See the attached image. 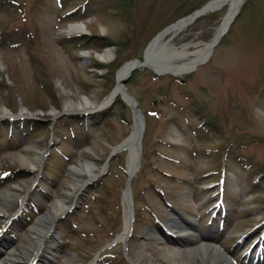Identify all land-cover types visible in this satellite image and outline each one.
<instances>
[{
	"label": "rangeland",
	"instance_id": "obj_1",
	"mask_svg": "<svg viewBox=\"0 0 264 264\" xmlns=\"http://www.w3.org/2000/svg\"><path fill=\"white\" fill-rule=\"evenodd\" d=\"M135 12L132 14V24L131 27L137 28L138 30L143 29V22L144 20L140 17L142 14L140 13V10L144 11L149 17V21L151 22V30L150 32H148L146 34L150 35L153 28L156 29L157 26H159V24L157 22H170L172 20V16L174 17L175 15L172 14V12H170V8L175 5L178 1L180 0H135ZM182 1V0H181ZM190 1V0H189ZM191 1H200V0H191ZM1 6H0V25L3 22H8V20L11 18V16H14V13H10L8 11V7L6 5V1L5 0H0ZM100 6H102V8H100L102 11V13H104L107 16H116V13L113 11H109L107 10L104 6H106L105 4H102L100 2H98ZM226 8V7H225ZM145 9L148 10L145 11ZM168 10V11H167ZM226 9H223L218 17L215 20H210L208 22V19L205 20V22H200V25L194 26L190 29L191 34H196L198 31H200V35L199 38H203L204 40L210 39L209 37L212 35L215 27L217 26V24L219 23L222 15L224 14ZM138 11V12H137ZM167 11V12H166ZM166 12V13H165ZM156 14H160L161 17H159V19H157V22L155 20V15ZM165 14V15H164ZM153 17V19H152ZM99 19V18H98ZM101 20V19H99ZM156 22V23H155ZM98 23V24H97ZM96 23V20H94V22L91 23V25H98L101 26L102 22L98 21ZM241 24H244L243 29L240 28ZM16 25H19L16 23ZM110 32L116 37V36H120V31L118 32V30L115 28V26H112V28H110ZM146 30H147V26H146ZM244 31V36L241 38L240 40V35L241 33ZM145 36V37H146ZM232 41H236L239 49L242 51V55L239 58L238 62L236 63V65L232 66L231 63L233 62V60L236 61V57H237V53H230V56H228L225 60V62L222 63V59L217 57L215 59H213V66L215 67L214 71H216L217 69H219V67H221L223 65V67H229L227 69L224 70H219L218 74L216 76V79L219 82V84H226V83H231L233 86L236 85V83L240 82V81H246L245 83V93L246 95L248 94V92L250 90L253 89L254 92L260 93L261 90L264 88V0H249L245 7L242 9L236 23L233 25L231 31L229 32V34L226 36L225 40L223 41V43L219 46V48L217 49L218 52H221L222 49H225L227 44L231 43ZM23 50V49H22ZM22 50H20L17 54L18 57H20L22 54ZM16 57V58H18ZM126 57V53H124L122 55L121 58H125ZM46 58V57H45ZM47 59V58H46ZM50 63L53 64V61H50L49 59H47ZM57 65L59 66L57 69L58 71L60 70V68L62 67L61 64H63L66 68V70H72L73 73H77L78 72V68L75 67L74 63L71 65L69 63L64 62L61 59V52L58 55V58L56 60ZM232 66V67H230ZM24 69V66H23ZM87 70L89 68H86ZM10 71H13V66H11L9 63H7V61L0 59V93L1 94H5L7 95L6 97H0V106H5L4 104H12V102L14 101V98L12 96H10V92H7V87L5 86V82L7 83V81L5 80V73H9ZM89 71V70H88ZM68 72V73H69ZM90 72V71H89ZM24 73L27 74L28 76V71L24 70ZM91 73V72H90ZM59 78L64 81V77L63 75H61V73L58 74ZM144 77V76H143ZM58 82V80H56ZM190 82L192 83V87H193V91H195L196 94H201L199 95V99L200 100H204L205 99H209L210 98V94L215 97V93L213 91V85L210 84L209 87L207 85V81H204L203 78L201 79H194L191 78ZM21 86H23V83H20ZM202 85H205L207 88H202ZM190 86V85H189ZM188 86V87H189ZM136 91L138 90L137 87H133ZM184 89H186V87H183ZM74 86H70L68 87V89H65V94H62V101H65L66 99H71L73 101H78L80 100V98L82 97V95H91L92 93H86L87 91H79L78 89H76ZM25 92H21V94L23 95V100L24 102L27 104L28 101L25 97V93L29 95L28 92H26V89H24ZM230 91V90H228ZM93 92V91H91ZM216 92H219L218 88H216ZM223 92H225L223 90ZM61 93V91H60ZM205 93H209L206 94ZM230 93H225L220 106L219 107H214L212 108V111H215L216 109L219 110L220 113V117H219V121H220V130L221 133L220 135L222 136L223 140L225 141H239V142H243L244 144L242 146H239L236 148L237 153L239 154H243L245 156H247L248 159H251V161L254 162V165L257 166V164H259V162L261 164H264V128L261 130H257L255 128L254 123H251V121L249 120L248 115L250 114L259 118L261 117V115L264 114V94H262L261 98H255L253 103H251L252 98H250L247 102V107H248V115H246L247 111L245 109V103L243 102L240 103L239 101H237L234 97H232L231 95H229ZM140 95V102L141 105L143 107V109L145 111H147L150 108V101L152 99V97L154 96L153 93L150 94H141V93H137V96ZM248 96V95H247ZM61 101V102H62ZM210 101V99H209ZM214 101V100H213ZM34 102L36 103H40L41 100H34ZM212 102V101H210ZM58 103V102H57ZM250 104V105H249ZM51 103H49V105L47 106L48 109L52 107ZM61 105L58 104V106ZM33 106V105H32ZM241 110L244 111V113L241 112ZM169 112L167 110L160 112L159 116L161 117V129H165L167 126V121H166V117L168 116ZM245 114V115H244ZM129 115V114H128ZM114 119V123L115 125L111 126L112 129V134H114L115 136L108 140L107 139V135L105 133H100L98 132L97 134L101 136L102 141L98 142V141H94L95 145V150L100 151L101 155L106 153V148L109 147L112 148L116 143L115 141L118 142L119 139H121L125 132L128 130V127H123L121 125V122L117 119V118H113ZM179 124V123H178ZM16 130V129H15ZM152 135L149 137L150 141H153V148H156V150L158 151H170L168 149H166L163 145H158V143L154 140L156 139L157 136L161 135V132L155 128L152 131ZM33 137L30 139L29 142H31V144L35 143V138L36 135H38L37 133H32ZM256 138V139H255ZM93 142V140H92ZM66 144V142H65ZM107 147H105V146ZM158 145V146H157ZM36 147H40V144L37 143L35 144ZM213 148V147H210ZM11 153H6V157H9L10 160H13V158L16 159L17 154L16 152H12ZM74 159L77 160V162L79 161V159L77 157L74 156ZM150 160L154 163H156L158 161V159H156V157L152 154L150 157ZM220 161V159H219ZM218 161V162H219ZM197 166H199V164L203 167V168H207V166H209V164L207 163V161L201 160L200 163L197 161ZM234 169H230L231 171H233L234 173H238L239 177L237 179V188L236 190L241 194V196L243 194H248L251 193V195H247V197L245 198V201H241L242 199L238 200L235 199L232 196H229V198L231 200H229L231 202V205H235L236 207H233L234 212L235 213H239L242 212L243 210H241V208H249L251 205H257L258 207H260L261 210H263L264 213V182L262 181L261 184L257 183L256 185L252 186L250 185V181L248 180L249 178L247 177L249 175V171H244V169H242L240 166H236L234 164H232ZM54 167V166H53ZM56 168V167H55ZM59 169V167L57 168ZM192 167L189 166L187 169L181 171L182 172V177H184L183 179L186 178H190L193 176V171L191 170ZM164 170H169V169H164ZM144 173L147 172V169H143ZM185 171V172H184ZM228 173V171H226ZM254 175V179L257 177V174L252 173ZM165 176V175H164ZM166 177V176H165ZM167 179H169V181H174L175 183L177 181H175V179H171L169 177H166ZM226 179H231L229 177H227ZM73 180H75V178L72 176V174L69 173V175L67 174V176L65 177V179L62 180L63 184L62 186L57 190V194L59 196H63V198L66 197L68 191H71V183L73 182ZM211 180H215L214 178ZM135 186L137 184L140 185V180L139 179H135L134 180ZM161 184V183H160ZM230 184V183H229ZM176 188H172L170 187L169 190L166 188V192L168 190V193L170 195H173L176 197L175 201L174 200H170L176 207H177V211L181 214V217L184 216L185 213V209L186 206L188 205L194 212V206H193V201L190 199V195L192 191L193 197L197 194L198 190H197V185L195 183H193L190 186H187L185 183L180 182L179 184H175ZM172 186V185H170ZM230 187V185H227V183H225V188L226 187ZM254 188H258L260 190V193L256 192ZM180 189H185L184 194L183 193H179ZM150 191V190H149ZM167 193V195H168ZM119 195L120 192L119 190H117V192L115 194H113V199H112V204L109 203V208H111L112 210H115L116 208V203L119 200ZM168 195V198H171L172 196ZM49 197V195H48ZM70 198V197H69ZM141 198L143 200H146L147 198L145 197L144 194L141 195ZM68 201L66 203L71 202V199H67ZM95 199H93L94 201ZM100 201H107V199L105 197H103V199H100ZM14 202V201H13ZM120 202H122V199L120 200ZM177 202H180V204H176ZM240 205L241 207H238L237 204ZM149 204L151 206H148L144 211L149 213L150 209L154 210V211H159L161 213H163L165 211V209L161 206V204L158 203V201L156 200H151L149 201ZM107 207V205H105V208ZM113 207V208H112ZM122 208V207H121ZM105 212V211H104ZM98 213V212H97ZM96 213V214H97ZM192 214V213H191ZM202 218H205V214H203ZM99 220H90V218L87 215H84L83 213L79 214L76 217V225L74 226V228L72 227L71 229H69L70 232H72V236H78L80 237L81 233L83 235V233H86V235L88 236H93L91 237H86L83 245H86L88 248V251L93 252L94 250H96L97 247H99L101 244H103L104 242H106L107 240V235H110L111 237H113L117 232L119 233L121 228H120V223L117 222V214L116 212H114L113 214L109 215L108 218H105L103 216H100L98 218ZM77 220H79V222H77ZM106 220L107 222L112 221V226L108 231H104V225L103 222ZM247 223H242L241 227L246 226ZM238 228V226H232L230 227V230L228 231L229 234L225 235V238L227 240H229L230 242H233V239L231 238V235H234L235 232H237L238 230L236 229ZM102 233L103 236L105 235V239L100 241L98 239H96V235L97 233ZM206 232L204 226H202L201 228V233ZM66 242H73V240L70 241V239L66 236ZM184 248L182 247L181 249H179L181 252H184ZM68 249H72V248H68ZM68 251V250H66ZM74 251V250H73ZM119 251H120V247H119ZM117 251L115 253H117L115 258H111L112 260H110V264H122L121 262L125 263V260H123L122 255L120 254V252ZM132 252L136 253L137 250L136 248L131 249ZM88 252V253H90ZM153 254V258L157 261V262H162L163 264H165V261L163 259H159V254L158 253H152ZM69 255H73L74 258V263L72 264H86V259H85V254L81 253L79 251V254L77 252H71L69 251ZM133 260L135 259V257H133ZM55 263L58 262V260L55 259L54 261ZM113 262V263H112ZM138 263V262H137ZM145 260L141 259L139 261L138 264H144Z\"/></svg>",
	"mask_w": 264,
	"mask_h": 264
},
{
	"label": "bare ground",
	"instance_id": "obj_2",
	"mask_svg": "<svg viewBox=\"0 0 264 264\" xmlns=\"http://www.w3.org/2000/svg\"><path fill=\"white\" fill-rule=\"evenodd\" d=\"M80 29H82V27L80 25H73V26H70V30L71 31H79ZM208 49V46L206 45L205 47H202L200 49H197L193 52H191V56L188 58V60L183 63L181 66L182 67H188L190 64H193L195 61H198L200 60V58L206 54V51ZM111 50L110 49H107L105 50L103 53H101L100 55H98L99 59L101 61H104V62H107L111 59ZM119 73H123V72H119ZM104 102L100 103V104H97V103H94L91 99H84L83 101L81 102H78L77 104H73L72 101H68V103L65 105L66 107V110H83V111H87V110H91V109H95V108H99ZM6 113V110L4 108H0V115H4ZM130 153H131V150H130ZM32 158V160L28 157V156H23V158H21V164L26 166V167H30L32 164H33V158L34 156H30ZM37 157H35L34 161L36 160ZM39 160H41V157L39 158ZM38 160V162L40 163V161ZM39 167L38 165H33V167ZM88 165L87 164H84L80 167H73L71 169V173L72 175H74V177H77L80 173H83L84 171L85 172H88ZM73 187H77L79 186V184H77L76 182L72 183L71 184ZM12 197H15L14 194L8 192V191H1L0 192V200L2 201V203L4 204V206L7 205L8 203V199L12 198ZM48 211L45 213V218L44 220H41V222L45 223L48 225V227H39V225H37L36 227L34 228H38V231H39V234L38 235H41L40 236V239L38 241V244L36 245V242H35V239L34 238H31V242L33 244V249L36 251V255L35 257H41L43 251H44V247H43V241H42V233H48L49 231H51V228L53 227V219L55 217H57V214L58 213H61V211L63 210V203H62V199L60 198H55L54 200H52L49 204H48ZM175 221L177 222H180L178 221V219H174ZM172 223V221H171ZM45 231V232H44ZM185 234H187V237H194L197 239V236L190 232V231H185L183 230ZM37 241V240H36ZM153 242L156 243L157 245V248H160L162 249V255L167 259V261L170 263V264H195L194 261L190 260V258L188 257V255H191V254H194L196 256H199L200 259H201V264L204 263V259H205V255H206V251L207 250H212L214 256H213V259H217L218 258V252L212 248L211 246H209L208 244H206L205 242H200L198 243L196 246H193V247H190V249H188L186 252V259L184 258V256H182V254L177 251L176 249H174L173 247L169 246V245H163L161 243H164V242H157L156 240H153ZM31 244V245H32ZM20 247H22L20 249V251L22 253L26 252L25 247H23V245H20ZM43 247V248H42ZM141 247L142 244H141ZM17 250V249H16ZM137 259H140V258H145L146 259V264H157L153 261V259L146 255L144 253L143 250H140L137 254ZM18 256L15 257V259H17ZM224 264H228V260L227 259H224L222 261ZM0 264H5L4 263V260L3 259H0ZM10 264H16V262L14 261H10ZM64 264H70L68 262L64 263Z\"/></svg>",
	"mask_w": 264,
	"mask_h": 264
}]
</instances>
